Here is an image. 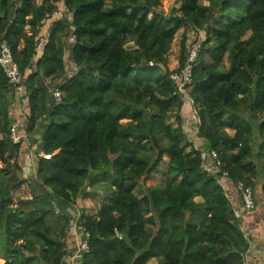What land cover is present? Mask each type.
Returning <instances> with one entry per match:
<instances>
[{
	"label": "trees",
	"instance_id": "1",
	"mask_svg": "<svg viewBox=\"0 0 264 264\" xmlns=\"http://www.w3.org/2000/svg\"><path fill=\"white\" fill-rule=\"evenodd\" d=\"M175 2L164 15L160 0H0L25 131L40 129V192L16 205L26 144L10 138L16 99L0 66L1 264H66L74 220L89 235L78 264H245L234 198L202 168L181 124L192 105L202 148L218 154L238 206L240 181L253 191L250 211L264 217V0ZM182 26L204 31L184 86L192 104L166 66ZM180 44L177 70L188 53ZM157 172L159 184L140 186ZM93 192L100 205L86 214L76 205Z\"/></svg>",
	"mask_w": 264,
	"mask_h": 264
},
{
	"label": "built area",
	"instance_id": "2",
	"mask_svg": "<svg viewBox=\"0 0 264 264\" xmlns=\"http://www.w3.org/2000/svg\"><path fill=\"white\" fill-rule=\"evenodd\" d=\"M69 40L72 41L73 38L70 37ZM42 42L43 39L40 38L37 43V49L40 48ZM196 45L197 46H193L188 51L183 66L180 69L171 72L170 74V79L176 83L177 89L182 94L183 100L188 101L189 104L191 103V101L189 100V97L185 92L184 86L190 83V81L192 80V71L194 65L196 64L198 48V44ZM0 66L3 72L5 73L6 77L8 78V83L12 88L13 94L16 99V104L20 106L26 105V99L23 95V77L17 64L12 58L10 48L6 44V41L0 42ZM51 91L54 99L56 101H59L61 99L60 90L58 88H55ZM182 116V130L187 136L188 141L192 143V146L195 149L200 150L202 168L209 174L216 176L219 182H223L222 180L225 179L227 180V172L221 169V161L218 157V154L212 149L206 150L202 148V140L199 142L198 145H195L192 141L195 138H199L197 135L199 121L193 106L190 105L189 112ZM9 135L13 142H18L21 139L20 135L17 132V124L15 122L10 124ZM233 185L236 191L242 197L244 210L250 211L254 207L252 189L250 187L244 186V184L240 181L233 183ZM88 236L89 235L87 232L84 231V228L79 225L76 220H74L70 225V229H68L67 231L66 241L70 242L71 240V245L67 246L68 257L66 259V264H78L80 258L88 252ZM248 245L250 249H254L255 244H253L251 240L250 242H248ZM261 264H264V262H262Z\"/></svg>",
	"mask_w": 264,
	"mask_h": 264
},
{
	"label": "rangeland",
	"instance_id": "3",
	"mask_svg": "<svg viewBox=\"0 0 264 264\" xmlns=\"http://www.w3.org/2000/svg\"><path fill=\"white\" fill-rule=\"evenodd\" d=\"M176 6L177 4L175 0H160L158 9L164 15H169L172 12V8ZM203 38H204V31L189 30L186 28V26L180 27L174 34L173 41L166 54V66L168 67V69L173 70V71L177 70L176 68L178 67V56H179V52L181 49V44H180L181 41L185 42L186 51H189L193 46H197L196 44H198L199 46ZM127 46H131V44H128ZM64 62L67 65V73L71 74L74 71L75 67L74 66L70 67L68 65L69 60L67 58V55H66V59H64ZM13 105L15 106L17 104L14 102ZM23 106L24 105H22V108H24ZM229 133L231 134L232 131H229ZM28 157H32V155L29 153ZM25 160L28 162L26 167L22 166L21 171L17 173V176L21 180H23L22 184L19 187L15 188L12 192L13 199L16 205L18 204L19 200H28L30 196L34 195L33 192L35 193L40 192L39 187H37L35 183L33 182V179L35 178V169H36L35 160L33 161L34 162L33 163L31 160L29 161L26 156L24 160L22 161V163H24ZM168 160H169V157L164 154L160 162L161 166H165L168 163ZM0 166H2L1 162H0ZM163 178H164L163 173L161 172L153 173L151 175V178L145 181H139L140 186L145 188L146 186L157 185L163 180ZM135 193L138 194L139 196L142 195L141 193H139L138 188H136ZM86 194L87 196L84 199L78 201L79 203L76 205V207H78V209L80 210V207L82 206L84 213L94 214L100 205L98 195L95 192L86 193ZM196 200H199V199H196ZM72 212L74 213L75 210H72ZM1 262L2 261L0 259V264ZM155 262L156 261L154 259H151L147 264H155Z\"/></svg>",
	"mask_w": 264,
	"mask_h": 264
},
{
	"label": "crops",
	"instance_id": "4",
	"mask_svg": "<svg viewBox=\"0 0 264 264\" xmlns=\"http://www.w3.org/2000/svg\"><path fill=\"white\" fill-rule=\"evenodd\" d=\"M18 106V107H17ZM24 108L20 105H15L14 108L12 109V114L14 116V122L17 124V132L20 135L21 139L20 140H25V148L23 149V158L27 156V159L30 161L35 160V150L37 147V143L34 142L33 140H38L40 139V129L34 132H27L25 131V125L26 120H27V107L24 105ZM202 139L200 138H195L193 139V143L195 145L199 144V141ZM30 151V152H29ZM32 155V157H28L29 153ZM27 161L25 160L24 163H22V166L27 165ZM34 163V162H33ZM223 183L222 186L225 188L226 192L228 195L231 197L233 196L234 201H233V212L235 217H237L240 225V229L243 231L244 236L247 238V242H250V240L253 242L254 249H248L245 252L244 255V262L245 264H261L264 262V217L262 212L260 211H246L244 210L243 207L238 206L237 202L235 199H237V196L234 193V189H232L229 186V181L228 180H222ZM231 193V194H229ZM251 245V244H250ZM249 246V245H248Z\"/></svg>",
	"mask_w": 264,
	"mask_h": 264
}]
</instances>
